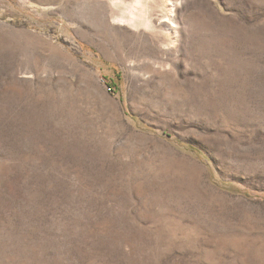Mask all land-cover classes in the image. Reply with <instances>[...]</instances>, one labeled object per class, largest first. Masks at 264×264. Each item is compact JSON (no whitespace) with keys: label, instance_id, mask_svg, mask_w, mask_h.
<instances>
[{"label":"rangeland","instance_id":"rangeland-1","mask_svg":"<svg viewBox=\"0 0 264 264\" xmlns=\"http://www.w3.org/2000/svg\"><path fill=\"white\" fill-rule=\"evenodd\" d=\"M0 264H264V0H0Z\"/></svg>","mask_w":264,"mask_h":264}]
</instances>
